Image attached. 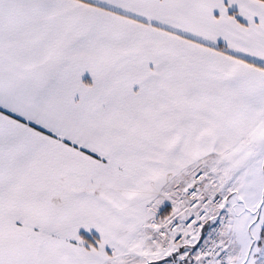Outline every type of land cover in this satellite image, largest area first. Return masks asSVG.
<instances>
[{"label": "snow or ice", "instance_id": "1", "mask_svg": "<svg viewBox=\"0 0 264 264\" xmlns=\"http://www.w3.org/2000/svg\"><path fill=\"white\" fill-rule=\"evenodd\" d=\"M0 264H264V0H0Z\"/></svg>", "mask_w": 264, "mask_h": 264}]
</instances>
